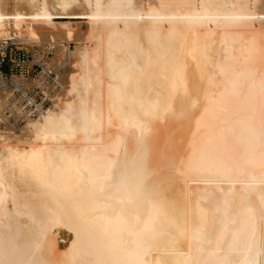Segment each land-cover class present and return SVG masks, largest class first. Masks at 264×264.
Wrapping results in <instances>:
<instances>
[{
	"label": "bare ground",
	"instance_id": "1",
	"mask_svg": "<svg viewBox=\"0 0 264 264\" xmlns=\"http://www.w3.org/2000/svg\"><path fill=\"white\" fill-rule=\"evenodd\" d=\"M19 42L53 105L0 87V264H264V0H0Z\"/></svg>",
	"mask_w": 264,
	"mask_h": 264
},
{
	"label": "built area",
	"instance_id": "2",
	"mask_svg": "<svg viewBox=\"0 0 264 264\" xmlns=\"http://www.w3.org/2000/svg\"><path fill=\"white\" fill-rule=\"evenodd\" d=\"M21 56L25 57V52L18 51L12 46V44H9L5 47L0 45V87L12 88L15 93L14 99L16 105L20 106L23 111L28 113L30 116L36 117L41 111H44L46 108H48L51 103L49 99L45 97L44 93L37 87H32L28 92V96L32 100L21 99V92L15 89L16 87H19V83H23L24 81H28L33 78H40V73L35 74L32 72L29 73L28 76L18 73L17 65L21 64ZM37 64H39L43 69L42 61H38ZM43 71L42 74L45 75ZM46 78L47 79H45V83L47 86L54 83L52 78L47 76ZM35 90H39L40 93L36 94ZM13 120L15 121L14 117H12V121Z\"/></svg>",
	"mask_w": 264,
	"mask_h": 264
},
{
	"label": "rangeland",
	"instance_id": "3",
	"mask_svg": "<svg viewBox=\"0 0 264 264\" xmlns=\"http://www.w3.org/2000/svg\"><path fill=\"white\" fill-rule=\"evenodd\" d=\"M10 44H12V46L15 49H17L18 51H24L25 52V57L21 56V60L19 58H17L18 60L21 61L20 62L21 64H18L19 66L17 65V69H18L19 74L22 73V74L28 76V74L32 73V72H34L35 74L40 73V75H39L40 78H36V79H42V77H45V79H47L46 76L44 74H42V71L44 70V67L47 65L49 60L51 58L55 57L54 53H50V52L46 53L39 46L33 47L29 43H26V42L10 43ZM38 61L43 62V69H42V67H40L39 64H37ZM33 79H35V78H33ZM35 93L39 94L40 91L35 90ZM50 103L51 104L48 108H50L53 105L51 100H50ZM48 108H46V109H48ZM13 122H14V120H13ZM18 125H22V122H20Z\"/></svg>",
	"mask_w": 264,
	"mask_h": 264
}]
</instances>
